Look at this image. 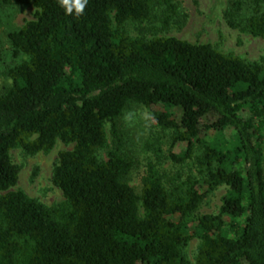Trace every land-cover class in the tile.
<instances>
[{"label": "trees", "instance_id": "16d2710c", "mask_svg": "<svg viewBox=\"0 0 264 264\" xmlns=\"http://www.w3.org/2000/svg\"><path fill=\"white\" fill-rule=\"evenodd\" d=\"M226 2L229 27L264 38V0ZM0 4L36 8L7 31L0 72V264H264V62L164 34L185 25L181 0H88L80 15L59 0ZM132 104L186 144L169 169L155 155L140 191L118 129ZM58 140L72 147L53 166L63 199L47 205L16 187L11 151ZM222 185L218 212L198 214Z\"/></svg>", "mask_w": 264, "mask_h": 264}, {"label": "rangeland", "instance_id": "374dc122", "mask_svg": "<svg viewBox=\"0 0 264 264\" xmlns=\"http://www.w3.org/2000/svg\"><path fill=\"white\" fill-rule=\"evenodd\" d=\"M226 5V0H181L182 11L187 13L186 23L182 29L177 30L176 27H172L164 34L191 42L211 43L223 52H233L250 61L264 62V38L255 37L239 29L229 27L223 17ZM35 11L36 8L33 5L15 8L8 4L3 6L0 4V72L12 64L11 53L6 40L7 31L22 26L26 20L32 19ZM134 25L137 26V24ZM134 25H130V31L132 35H137L138 31ZM143 26L148 28L145 23ZM6 82H8L7 78L1 75L0 87ZM118 123V129L124 141V150L130 153L135 160V164L128 175V182L137 191L141 190L147 164L154 161V167H161L158 166L156 154L160 156L161 161H164L163 167L160 168L164 169L170 165V161L165 160L169 150L180 153L186 147L184 142L171 145L168 130L157 127L150 111L141 105H130L119 118ZM105 127L110 144L114 146L115 139L112 134L111 122L106 121ZM213 134L214 132H211L208 137L213 136ZM225 135L230 138L231 131L226 130ZM151 145L160 147L161 150L153 151ZM71 147L72 145H67L58 140L52 149L35 154H27L18 148L12 150V160L20 166L16 187L47 205L61 201L63 199L62 192L52 181L53 166L60 151ZM226 192L227 187L225 185L218 187L206 198L198 214L217 213L221 205V198ZM140 212L142 213V209ZM198 245L199 240L197 238L190 241L187 253L191 259L194 258Z\"/></svg>", "mask_w": 264, "mask_h": 264}, {"label": "clouds", "instance_id": "9594fccd", "mask_svg": "<svg viewBox=\"0 0 264 264\" xmlns=\"http://www.w3.org/2000/svg\"><path fill=\"white\" fill-rule=\"evenodd\" d=\"M59 2L66 13H72L75 10V13L80 15L88 0H59Z\"/></svg>", "mask_w": 264, "mask_h": 264}]
</instances>
